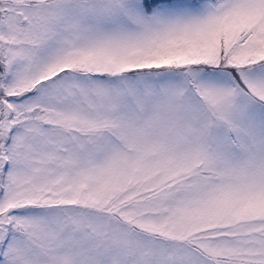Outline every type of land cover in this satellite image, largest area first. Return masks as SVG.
I'll use <instances>...</instances> for the list:
<instances>
[{"label":"snow or ice","instance_id":"6c2138e0","mask_svg":"<svg viewBox=\"0 0 264 264\" xmlns=\"http://www.w3.org/2000/svg\"><path fill=\"white\" fill-rule=\"evenodd\" d=\"M0 264H264V0H0Z\"/></svg>","mask_w":264,"mask_h":264}]
</instances>
